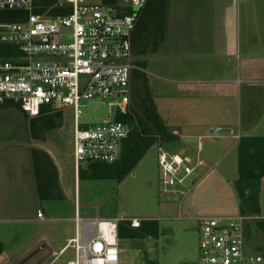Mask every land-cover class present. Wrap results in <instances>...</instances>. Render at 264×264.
Listing matches in <instances>:
<instances>
[{
    "label": "rangeland",
    "instance_id": "1",
    "mask_svg": "<svg viewBox=\"0 0 264 264\" xmlns=\"http://www.w3.org/2000/svg\"><path fill=\"white\" fill-rule=\"evenodd\" d=\"M255 1L256 12L262 17L264 0ZM262 26L256 25V28ZM259 38L253 41L256 45L253 72L254 78L263 80L264 39L261 34ZM186 41L193 44L192 40ZM183 43L181 38L176 40L166 35L157 53L146 56L132 54V64L144 74L157 111L164 120L169 115L173 116V121H185L191 118L188 111L193 113L201 106L199 98L195 104L193 97L175 98L173 87L176 84L162 79L166 78L167 68L174 64H184L183 67L191 69L193 75L200 73V59L205 57L201 56L198 48L193 49L194 59L188 60L189 57L183 55L188 54L192 47L183 46ZM137 61L142 65H137ZM108 102L111 100H82L79 121L112 120ZM211 102L207 100L205 107L213 112L214 104ZM130 103H133L132 97ZM237 106L238 112L234 110L232 117L235 119L238 115L241 119L245 107L242 99L238 100ZM257 122L259 127L255 134H264V112ZM72 125V109L67 107L63 110L61 126L47 131L41 141L29 137L27 122L19 110L9 108L0 111V242L5 252V255L0 254V264H33L34 259L43 257L46 251L32 255L36 247L46 248V242L53 238L58 245L55 253L58 256L52 255L49 261L51 264H65L67 259L73 258L70 244L76 233L75 210L82 221L119 218L126 228L132 227L133 218L157 221V238L119 239V264H200L198 220L241 213L233 185L238 175L237 150L232 145L234 137L222 142L205 133L200 138L185 137L186 147L173 143L175 141L154 145L122 181L113 177H81L75 187ZM32 147L51 153L58 163L59 184L64 194L62 200L44 201L37 197L30 158ZM159 148L182 157L187 155L189 166L194 167L183 184L175 185L173 190L162 183ZM258 203L260 220L264 219V188L260 190ZM38 211L42 212L44 220L38 218ZM255 223L249 221L247 224L245 250L260 254L263 257L261 264H264V233ZM30 255L33 257L27 260Z\"/></svg>",
    "mask_w": 264,
    "mask_h": 264
},
{
    "label": "built area",
    "instance_id": "2",
    "mask_svg": "<svg viewBox=\"0 0 264 264\" xmlns=\"http://www.w3.org/2000/svg\"><path fill=\"white\" fill-rule=\"evenodd\" d=\"M148 0H0V10H18L22 19L0 22V45L17 53L0 57V105L19 107L35 117L44 107L72 109V162L75 187L88 164H112L128 137L127 123L115 120L131 98V35ZM109 99L112 120L79 121L80 102ZM164 186L182 185L194 167L188 159L159 148ZM171 190V191H172ZM38 218L44 220L42 212ZM73 258L65 264H119L121 219L82 221L74 217ZM257 214L209 217L198 221L200 264H261L245 250L246 227ZM105 221L106 228L101 223ZM133 218L131 226H139Z\"/></svg>",
    "mask_w": 264,
    "mask_h": 264
},
{
    "label": "crops",
    "instance_id": "3",
    "mask_svg": "<svg viewBox=\"0 0 264 264\" xmlns=\"http://www.w3.org/2000/svg\"><path fill=\"white\" fill-rule=\"evenodd\" d=\"M260 24L264 25V10L263 16L259 17L255 0H168L166 35L176 40L181 38L184 40L183 46L192 47L188 54L183 55L189 57L188 60L194 59L193 49H200L201 56L205 57L200 59L202 66L197 75H193L188 67L185 69L184 64H174L167 68L166 78L162 77L176 84L173 87L175 98L193 97L194 104L196 98H199L201 105L199 110L194 109L193 113L188 111L187 115L191 118L185 121H173V116L169 115L167 120L161 117L169 131L178 136L173 143H181L186 147L188 142L185 137L200 138L209 134L208 130L212 127L229 129L230 134L214 137L222 142L234 137V147L242 136H264L255 134L259 127V116L264 112V85L258 84H264V79L254 78L253 72L256 54L253 41L260 39V34L264 39V26L256 28V25ZM186 40H192L193 44ZM167 97L169 98L168 93ZM239 99H242L245 105L242 109V120L238 115L235 119L232 117L234 110L238 112ZM207 100L214 104L213 112L207 111ZM184 157L188 159L187 155ZM52 159L59 171L58 163L53 156ZM263 186L264 178L260 190ZM257 215L260 217L259 213ZM119 239L118 237V241ZM46 243V248L36 247L33 251L32 255H35L46 250L45 255L34 259L33 264H51L49 258L55 255L58 245L54 238ZM4 253L3 251L2 254L5 255ZM32 255L28 256L27 260L31 259ZM55 256H58V253Z\"/></svg>",
    "mask_w": 264,
    "mask_h": 264
},
{
    "label": "trees",
    "instance_id": "4",
    "mask_svg": "<svg viewBox=\"0 0 264 264\" xmlns=\"http://www.w3.org/2000/svg\"><path fill=\"white\" fill-rule=\"evenodd\" d=\"M167 15L168 0L147 1L138 14L131 35V50L134 56H146L158 52L166 37ZM22 16L18 10H0V22L18 21ZM14 53H17V48L14 46L0 45V57H9ZM136 64L142 65L140 61ZM131 80L133 103L128 105L125 113L115 115V120L125 122L130 127L128 137L122 142L119 158L112 164H88L80 169L78 180L81 177H113L117 181H122L134 170L152 146L178 139V136L165 126L159 115L144 74L134 69ZM9 108L20 111L16 105L9 103L0 105V111ZM22 115L27 122L29 137L43 141L47 131L61 126L63 112L60 109L44 107L35 117H28L24 113ZM236 150L238 175L233 185L239 199L240 212L258 214V195L264 178V136H242L238 139ZM30 158L39 200H62L64 194L59 184L58 169L50 154L43 149L32 147ZM255 224L264 233V219L256 220ZM248 227L247 225L246 232ZM130 228L119 223L118 237L142 239L157 238L159 235V226L155 220H143L140 221L139 226ZM2 251L3 246L0 242V254Z\"/></svg>",
    "mask_w": 264,
    "mask_h": 264
},
{
    "label": "water",
    "instance_id": "5",
    "mask_svg": "<svg viewBox=\"0 0 264 264\" xmlns=\"http://www.w3.org/2000/svg\"><path fill=\"white\" fill-rule=\"evenodd\" d=\"M211 136H226L230 134V130L224 127H212L208 130Z\"/></svg>",
    "mask_w": 264,
    "mask_h": 264
},
{
    "label": "bare ground",
    "instance_id": "6",
    "mask_svg": "<svg viewBox=\"0 0 264 264\" xmlns=\"http://www.w3.org/2000/svg\"><path fill=\"white\" fill-rule=\"evenodd\" d=\"M102 229H105L106 228V224H105V221H103L102 223H101V226H100Z\"/></svg>",
    "mask_w": 264,
    "mask_h": 264
}]
</instances>
